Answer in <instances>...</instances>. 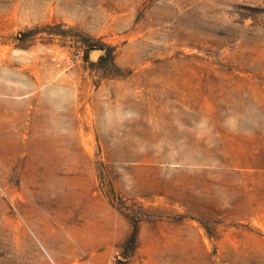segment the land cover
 <instances>
[{"label":"rangeland","instance_id":"374dc122","mask_svg":"<svg viewBox=\"0 0 264 264\" xmlns=\"http://www.w3.org/2000/svg\"><path fill=\"white\" fill-rule=\"evenodd\" d=\"M0 264H264V0H0Z\"/></svg>","mask_w":264,"mask_h":264},{"label":"trees","instance_id":"16d2710c","mask_svg":"<svg viewBox=\"0 0 264 264\" xmlns=\"http://www.w3.org/2000/svg\"><path fill=\"white\" fill-rule=\"evenodd\" d=\"M124 216L129 220L130 231L128 235L126 236V238L124 239L122 246L124 249L129 247L133 251L136 248V239H137L138 229H139L138 225L141 220L136 219V217L131 216L129 214H124Z\"/></svg>","mask_w":264,"mask_h":264},{"label":"bare ground","instance_id":"6f19581e","mask_svg":"<svg viewBox=\"0 0 264 264\" xmlns=\"http://www.w3.org/2000/svg\"><path fill=\"white\" fill-rule=\"evenodd\" d=\"M97 234V233H96Z\"/></svg>","mask_w":264,"mask_h":264}]
</instances>
